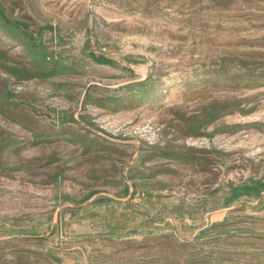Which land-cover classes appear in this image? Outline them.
<instances>
[{
    "label": "rangeland",
    "instance_id": "rangeland-1",
    "mask_svg": "<svg viewBox=\"0 0 264 264\" xmlns=\"http://www.w3.org/2000/svg\"><path fill=\"white\" fill-rule=\"evenodd\" d=\"M20 12L64 55L89 64L79 83L115 90L157 74V86L168 93L160 104L108 113L82 99L52 97L44 85L15 88L36 96L34 116L43 130L63 125L80 128L96 145L108 141L119 151L111 155L123 166L125 186H105L98 177L103 168L114 177L111 164H98L96 153L83 156L74 144L27 146L21 159L38 164L54 152L70 169L54 182L53 167L0 175V264H264V193L228 202L232 187L264 181V88L199 98L181 87L195 69L223 56L264 62V3L234 0L223 9L209 0H22ZM87 43L111 63L89 62ZM249 98L241 106L246 113L228 112L207 130L217 129L213 136L169 134L171 148L191 149L197 164L150 150L164 146L176 113L196 116L212 101ZM61 111L80 126L62 123ZM235 125L238 132H225ZM0 127L28 137L2 119ZM141 175L155 186L151 199L130 180ZM217 223L227 227L212 232Z\"/></svg>",
    "mask_w": 264,
    "mask_h": 264
},
{
    "label": "trees",
    "instance_id": "trees-1",
    "mask_svg": "<svg viewBox=\"0 0 264 264\" xmlns=\"http://www.w3.org/2000/svg\"><path fill=\"white\" fill-rule=\"evenodd\" d=\"M220 8H228L234 0H209ZM245 2H262L264 0H244ZM22 0H0V119L7 123L19 126L28 137L18 138L6 129L0 127V175L9 177L12 172L20 174L29 173L34 169L55 168L52 182L62 177L70 169L56 153H52L45 161L40 160L38 164L21 159V154L30 147H48L53 144L68 143L74 144L78 149H82L81 154H98L95 160L98 164L107 161L116 175L108 176L105 168L98 178L105 180V186L116 189L125 186L122 177L123 166L113 163L115 159L111 153L119 154L113 150L105 139L101 143L87 140L79 129L60 126L54 129L43 130L37 123L34 112L38 101L35 95H28L19 92L15 88L22 87L28 83L44 85L52 97L62 98L69 102H77L82 99L83 104H89L94 108L108 113L118 110H132L143 104L150 106L160 104L164 95L168 93L165 87H158L160 78L157 74H150L148 78L131 83L130 85L119 87L115 90H107L96 85H86L79 83L88 75L87 62L78 57H68L61 44L55 42L53 37L46 38L44 32L37 27V23L29 15L20 12ZM57 28L50 27L56 33ZM14 50H18L17 53ZM84 53L89 62L94 64H110L111 61L100 57L92 50L89 43L86 44ZM183 87L186 94L196 97H205V94L221 90L237 91L258 90L264 88V62L247 59L240 56H223L213 61L210 65H203L200 69H195L192 75L184 80ZM83 90V91H82ZM83 92V93H82ZM164 92V93H163ZM82 95V96H81ZM253 99L234 101H212L200 109L196 116L186 117L184 114L176 113L177 124H171L169 131L164 132V137L168 138L170 133H180L183 137H210L218 132L207 130L216 124L217 120L228 112L242 109V105L251 104ZM62 114V123L72 122L79 125L78 120L69 117L65 112ZM82 120H88L81 117ZM91 124V123H90ZM260 130L259 125L255 124ZM225 132L236 133L241 128L239 125L225 127ZM219 130V129H218ZM175 139H166L164 146L160 142L150 146V150L157 153L160 158L174 159L184 165L198 163L191 149L175 152L176 147L171 148ZM98 146V147H97ZM125 155V153H123ZM123 155V156H124ZM17 163L16 167H12ZM22 163V164H20ZM80 166L79 164L76 167ZM75 168V167H73ZM167 173L169 171H166ZM151 177L130 176L135 190L141 188L147 199H151L154 185L147 184V179ZM136 182H143L136 183ZM146 182V183H145ZM264 193V181H249L240 186L231 188V195L228 202L235 201L243 196L258 198ZM227 224L217 223L211 227V231L225 230ZM215 241L217 238L215 237ZM185 242V241H184Z\"/></svg>",
    "mask_w": 264,
    "mask_h": 264
}]
</instances>
